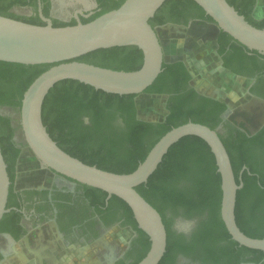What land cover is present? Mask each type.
Here are the masks:
<instances>
[{
	"label": "trees",
	"instance_id": "obj_1",
	"mask_svg": "<svg viewBox=\"0 0 264 264\" xmlns=\"http://www.w3.org/2000/svg\"><path fill=\"white\" fill-rule=\"evenodd\" d=\"M97 1L99 10L88 17L82 16L83 22L119 7L125 0ZM228 1L244 14L250 23L264 28V16L256 15L257 0ZM40 5L44 15L48 17L49 0H0V14L46 24L39 11ZM26 6H33L34 12L27 14L16 10ZM188 8L196 11L202 20L215 23L195 0H166L150 18V23L154 27L165 24L172 19L167 17V13H177ZM53 23L57 26L76 24L77 19L65 22L53 18ZM220 33V54L224 53L227 45L232 42L230 50L241 60L254 62L263 56L257 50H251L235 40L224 30L220 29ZM77 59L113 69L136 70L144 62V52L137 45L114 46L88 52ZM52 65L54 64H23L0 60V105H8L20 111L25 91ZM224 65L237 74L248 73L242 68L231 66L228 61H225ZM189 78L190 74L183 60H165L163 71L144 91L171 94L167 103L168 113L161 121L137 117L136 93H112L80 80L64 79L57 82L45 98L43 122L58 145L71 155L106 170L118 173L132 172L146 158L155 143L172 127L189 120L207 124L212 128H217L220 124L219 114L226 108V103L202 95L194 88H187ZM227 127V133L220 135L230 154L237 181L240 183L243 180L244 183L237 194V223L247 235L264 238V174L252 165L246 151V144L253 136H249L236 124L227 123ZM14 131L11 118L0 113V146L12 180L7 204L9 208L15 205L18 195L14 181L21 153V149L13 140ZM244 166L246 169L241 180V170ZM85 185L102 193L101 200L94 199L97 205L105 202L107 191ZM136 189L160 211L166 224L167 250L159 264H174L175 252L179 251L205 260L217 261L219 258L215 255L219 250L213 249L211 244L222 240L231 242L222 246L223 254L241 249L251 254V260L264 264V250L241 245L232 238L225 225L221 214L222 175L211 146L202 137L187 135L174 143L148 181L139 184ZM111 200H116L133 211L121 197L113 195ZM16 206L17 209H11L1 219L0 229L11 230L12 225L20 227L23 213L19 210L21 204ZM179 214L189 218H201V227L193 233L192 244H186L181 234H176L172 228L173 218ZM134 225L143 233V238L140 254L131 264H137L147 254L151 245L149 235L139 227L135 218ZM21 235L23 233L17 237ZM206 247L212 252L207 251Z\"/></svg>",
	"mask_w": 264,
	"mask_h": 264
},
{
	"label": "water",
	"instance_id": "obj_2",
	"mask_svg": "<svg viewBox=\"0 0 264 264\" xmlns=\"http://www.w3.org/2000/svg\"><path fill=\"white\" fill-rule=\"evenodd\" d=\"M166 0H125L119 7L83 22L54 25L39 11L46 24L32 23L0 14V60L23 64L53 63L25 91L21 123L28 147L43 167L117 195L132 208L139 227L151 240L147 254L137 264H159L167 250L168 233L160 211L136 187L147 182L169 148L187 135L205 139L212 148L222 175L221 214L232 238L241 245L264 250V238L247 235L238 225L236 203L238 183L232 160L217 128L189 120L168 130L132 172L118 173L84 162L61 148L43 122V104L51 88L64 79H76L97 89L118 94L144 92L163 71L165 52L157 27L150 23ZM219 29L251 50L264 54V28L250 23L228 0H195ZM96 2L93 4L95 5ZM93 5L89 6L92 8ZM137 45L144 52L139 69L124 70L78 60L88 52L114 46ZM246 166L241 171L242 173ZM12 180L0 146V221L11 210L7 207ZM191 223V222H189Z\"/></svg>",
	"mask_w": 264,
	"mask_h": 264
},
{
	"label": "flooded vegetation",
	"instance_id": "obj_3",
	"mask_svg": "<svg viewBox=\"0 0 264 264\" xmlns=\"http://www.w3.org/2000/svg\"><path fill=\"white\" fill-rule=\"evenodd\" d=\"M49 1L48 17L52 20L53 18H59L65 22H70L73 18H76V13L79 10H83L88 16L99 10L97 0H90L93 4L96 2L95 5L92 4V8L78 3L77 0ZM78 14L80 17L84 16L80 12ZM167 17H172V19L156 27L178 26L192 28L193 24L204 21L191 8L180 10L177 13H167ZM220 35L221 33H219L216 39L215 53L221 62V70L217 71V69H213L211 66L208 71L220 76L222 71L223 76H225L224 72H230L244 79L246 82L245 89H242V87L235 89L238 93L241 90L244 92L242 94L239 93L241 95V107L243 103L248 102L247 110L249 112L244 113L240 111L241 107L236 111H232L229 101L224 97L199 89L196 81H194L191 66L183 60L190 74V78L187 80V88H194L202 95L222 100L226 103V108L219 114L221 121L217 129L220 133L225 134L228 131L227 123H231L236 124L242 131L247 132L249 136H253L252 140L246 144L247 156L252 165L260 173L264 174V54L259 58V61L241 60L237 56L235 57L230 50L232 42L227 45L224 53L220 54L218 43ZM196 37L197 39H194ZM203 37L198 38L196 35L193 41ZM190 41L193 42L192 40ZM205 59L207 60V58ZM225 61H228L233 67L246 70L248 73L244 75L235 73L224 65ZM228 76L226 74V77L231 80L232 75ZM154 94L165 99L166 117L168 113L167 103L171 94ZM0 113L11 118V124L15 128L13 140L22 153L28 147V144L21 123V110L19 111V109L8 105H0ZM137 117L141 119L138 116V111ZM19 162L20 155L16 165L17 170L14 181V187L18 195H16L15 205L11 209H17L16 205L21 204V209L19 210L23 213V217L20 220V227L12 225L11 230L0 229V264L13 253V247L16 243H23L27 240L28 244L32 245L34 242L36 243L40 240L46 242L47 239L51 240V238L57 240V243H53L52 248L65 250V260L67 258L70 259L69 261L75 259L73 264H89L92 257L99 260L101 264H131L137 259L142 249L143 233L135 228L134 213L127 206L116 200H111L113 195L109 198L107 195L105 202H100L97 205L94 199L101 200L103 197L102 193L87 188L84 183L78 182L67 175L43 167L41 162L42 170L48 172L46 174L47 179L38 184L21 186L17 183ZM179 223H181L182 227ZM200 227L201 218L199 217L189 218L179 214L173 218L172 228L176 234H181L186 244H192V235ZM115 228H120L116 234L117 237L114 234ZM126 230L129 233H127L126 237H123L122 235ZM20 233H23V235L17 237ZM114 243L116 246L119 245L118 255L113 258L109 255V258L105 254V251L110 244ZM230 243L229 241L222 240L214 245L211 244L213 249L219 250L216 252V255L214 254L219 258L217 261L208 259L209 252L212 251L209 247H206L207 251H209L207 253L208 260L179 251L175 252L174 264H261L260 262L251 260V254L241 249H237L234 253L223 254L222 246ZM97 263L100 264L99 262Z\"/></svg>",
	"mask_w": 264,
	"mask_h": 264
},
{
	"label": "rangeland",
	"instance_id": "obj_4",
	"mask_svg": "<svg viewBox=\"0 0 264 264\" xmlns=\"http://www.w3.org/2000/svg\"><path fill=\"white\" fill-rule=\"evenodd\" d=\"M77 2L80 4H84L87 7L93 4L92 2H90V0H77ZM16 10L20 13L31 14L34 12L35 8L33 6H26V7H18L16 8ZM256 15L260 17L264 16V0H257ZM166 27L170 28L172 26H166ZM166 27L159 26L157 27V30L161 34L162 32L161 30ZM201 32H204L203 38L199 40H195L193 42L190 41L198 33H201ZM219 33H220V29L215 23L209 22V21L197 22L192 25L190 32H188L187 34L181 33L180 37L178 36L172 37V39L168 41V43L166 42V47L168 48V51H169L172 48L176 49V46L182 47V49L183 47L186 46L185 52L187 54L191 55L192 53H195L198 56V58H202V57L207 58V61H206L207 64L205 63L200 66L198 65L199 67L207 70L212 66L213 69H217V71H220L221 62L215 53L216 39ZM184 53H182L181 55H183ZM170 58L175 59L174 56L168 57V59ZM221 76H223V71H222ZM196 84L199 89H202L201 86H199V84L197 83V81H196ZM228 84L232 86V88L234 89L237 87H242L243 89L245 87L246 82L244 81V79H239V78H235L232 76V79L228 81ZM240 97L241 95L238 93V99H240ZM136 105L138 107V116L141 119L149 120V121H161L165 118V114H166L165 99L161 98L160 96H157L156 94L147 93V92L139 93L136 96ZM247 105H248V102L243 103V106L241 107L240 111H243L244 113H248L249 111L247 110ZM149 110H150V113H148ZM151 110H153L154 114L151 112ZM152 114L153 116L156 115L159 119L157 120L146 119L148 116H152ZM21 158L26 163V166H25L27 168L26 170L30 169V171L28 172L25 171L26 174H23L24 177L22 181L20 182L21 186L22 185L26 186L30 184H38L42 182L43 180L47 179L46 174L48 172L42 170L40 161L37 159V157L35 156V154L32 152V150L29 147L24 149L23 152L20 154V159ZM179 225L181 226V223H179ZM119 229L118 228L114 229L115 236L117 232H119L118 231ZM127 233H129L128 230L124 231L122 236L126 237ZM118 246H116L115 243L110 244V246L107 247L108 249H106L105 254L108 257L110 255L111 258L117 256L118 249H119ZM74 260L75 259H72L70 264H73L75 262ZM90 260L91 261L89 262V264H98L97 262L101 264V262L97 260L95 257L90 258Z\"/></svg>",
	"mask_w": 264,
	"mask_h": 264
},
{
	"label": "crops",
	"instance_id": "obj_5",
	"mask_svg": "<svg viewBox=\"0 0 264 264\" xmlns=\"http://www.w3.org/2000/svg\"><path fill=\"white\" fill-rule=\"evenodd\" d=\"M191 28H183V27H170V28H163L160 32L158 31V34L160 36V39L162 41L164 52H165V60L172 62L175 60H185L192 69V74L203 90L209 91L210 93H214L216 95L224 97L227 101H229L231 105L232 111H236L241 107V101L238 99V92L236 89L232 88L228 84V81L230 76L226 77L227 75H232L235 78L241 79L240 76H237L235 74H232L230 72H224L225 76H220L219 74L214 75V73L202 69L199 67L200 65H203L206 63L207 60H205L204 57L198 58V56L195 53H192L191 55L187 54L185 52V47H179L176 46V49L172 48L168 51V48L166 47V42L170 41L172 37L174 36H181V33L187 34L190 32ZM198 38L203 37L204 33H198ZM194 39H197L194 38ZM193 41V39H192ZM183 51V52H182ZM185 52V53H184ZM184 53L183 55H181ZM175 57V59H168V57ZM203 61V62H200ZM199 65V66H198ZM224 75V74H223ZM240 94L244 93L242 90L239 92ZM151 112L154 114L153 110ZM150 113V110L148 111ZM148 116L146 119L150 120H157L159 119L156 115L155 116ZM26 163L23 161V159H20L19 162V168H18V178L17 183L20 184L22 181L24 175L26 172L30 171V169L26 170L25 167ZM26 171V172H25ZM25 172V173H24ZM53 243H57V240L55 239H47L45 242L44 240H40L39 242H34L32 245L28 244V241L25 240V242H18L14 245L13 253L10 254L5 261L2 264H69L70 259H66L65 250L60 249H54L52 248ZM33 246V247H32ZM31 247V248H29ZM59 253V254H57Z\"/></svg>",
	"mask_w": 264,
	"mask_h": 264
},
{
	"label": "bare ground",
	"instance_id": "obj_6",
	"mask_svg": "<svg viewBox=\"0 0 264 264\" xmlns=\"http://www.w3.org/2000/svg\"><path fill=\"white\" fill-rule=\"evenodd\" d=\"M185 225V224H184Z\"/></svg>",
	"mask_w": 264,
	"mask_h": 264
}]
</instances>
